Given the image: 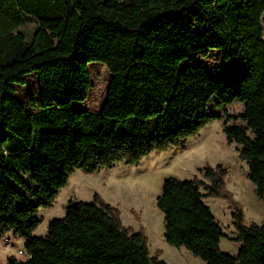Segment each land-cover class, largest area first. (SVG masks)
Returning <instances> with one entry per match:
<instances>
[{"label":"trees","instance_id":"16d2710c","mask_svg":"<svg viewBox=\"0 0 264 264\" xmlns=\"http://www.w3.org/2000/svg\"><path fill=\"white\" fill-rule=\"evenodd\" d=\"M257 1L264 12V0ZM9 2L0 0V239H23L27 259L8 264H167L151 255L146 233L126 228L121 211L98 194L92 203H71L45 236L36 235L38 214L55 206L76 171L94 175L120 163L137 166L154 152L185 146L221 119L211 114L214 100L219 107L244 104L240 119L246 125L224 132L241 146L248 178L264 200V70L257 92L248 94L249 73L216 80L194 64L212 51L239 59L238 0ZM29 19L57 24V44L31 53V38L20 31ZM97 61L112 73L100 113L75 107L89 98L90 65ZM34 73L37 115L16 89ZM200 173L203 180L165 181L158 207L166 241L206 264H264V224H245L243 208L226 186L228 170L207 166ZM206 198L231 201L238 255L221 251L227 235Z\"/></svg>","mask_w":264,"mask_h":264},{"label":"rangeland","instance_id":"374dc122","mask_svg":"<svg viewBox=\"0 0 264 264\" xmlns=\"http://www.w3.org/2000/svg\"><path fill=\"white\" fill-rule=\"evenodd\" d=\"M3 5H10L9 0H1ZM241 10V25L236 32L239 59L229 61L225 54L212 51L208 56H197L194 64L202 66L216 80L239 79L243 73L252 76L247 93L257 92L264 70V12L257 0H238ZM24 31L31 38V53L40 46L53 47L61 35L57 24L29 19ZM189 64L183 65V68ZM93 87L88 100L76 104L77 109L100 113L105 105L112 73L109 66L101 61L90 65ZM19 101L32 114L37 115L40 105V85L36 73L27 77L26 86H16ZM36 103L37 107L34 106ZM245 106L235 103L219 107L217 101L211 103V114L221 117L212 122L201 133L191 138L183 147H175L165 153L154 152L137 166L125 163L113 168L101 170L94 175L82 171L74 172L52 209H41L38 217L42 220L36 235L45 236L49 223L54 219L64 218L68 207L73 202L92 203L95 195L101 196L107 204L121 211L122 223L134 232L144 231L152 256L159 257L167 264H206L185 247H175L165 239V217L158 207V198L162 195L166 180L202 179L200 169L207 166H224L229 174L226 179L227 189L234 196L244 212L246 225L264 224V200L256 191V186L248 178V165L241 158V146L229 143L224 132L226 126L246 125L240 119ZM239 118V119H237ZM128 130V128H126ZM24 179L32 184L30 176ZM205 203L211 208L217 221L227 236L221 240L220 248L224 253L238 255L241 243L236 241L237 234L233 220L232 203L226 199L206 198ZM23 239L7 236L0 239V264L11 260L27 259ZM45 264H65L45 260ZM111 264H122L114 262Z\"/></svg>","mask_w":264,"mask_h":264},{"label":"built area","instance_id":"2783aa9c","mask_svg":"<svg viewBox=\"0 0 264 264\" xmlns=\"http://www.w3.org/2000/svg\"><path fill=\"white\" fill-rule=\"evenodd\" d=\"M25 252V251H24ZM26 253V252H25Z\"/></svg>","mask_w":264,"mask_h":264}]
</instances>
